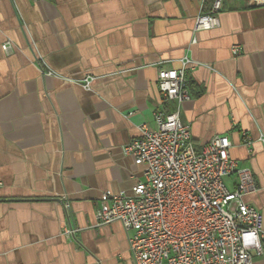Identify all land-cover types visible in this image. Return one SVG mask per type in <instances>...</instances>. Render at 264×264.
I'll list each match as a JSON object with an SVG mask.
<instances>
[{"label": "crops", "instance_id": "1", "mask_svg": "<svg viewBox=\"0 0 264 264\" xmlns=\"http://www.w3.org/2000/svg\"><path fill=\"white\" fill-rule=\"evenodd\" d=\"M212 1L0 0V264H134L130 232L96 209L143 179L124 147L173 109L158 72L186 57L182 119L197 147L230 137L264 220V0H224L220 25L196 32Z\"/></svg>", "mask_w": 264, "mask_h": 264}, {"label": "built area", "instance_id": "2", "mask_svg": "<svg viewBox=\"0 0 264 264\" xmlns=\"http://www.w3.org/2000/svg\"><path fill=\"white\" fill-rule=\"evenodd\" d=\"M201 2L203 8L206 0ZM223 7L224 0H213L198 14L194 30L218 27ZM10 47L3 45L5 51ZM232 51L234 57L242 54L237 45ZM196 65L186 57L179 69H159L162 101L174 107L154 112V124L144 123L140 136L124 147L143 167V179L132 194L103 192L96 209L98 224L119 221L130 232L134 264H254L264 252L263 214L244 201L258 190L252 169L231 157L226 134L197 147L182 119V104L192 99L187 71ZM232 176L234 187L226 181ZM77 232L72 226L64 230L74 237Z\"/></svg>", "mask_w": 264, "mask_h": 264}]
</instances>
